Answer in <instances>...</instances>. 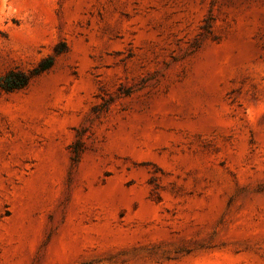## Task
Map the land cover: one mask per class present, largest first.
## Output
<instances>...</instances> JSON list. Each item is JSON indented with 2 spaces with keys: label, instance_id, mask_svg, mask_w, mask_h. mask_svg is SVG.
<instances>
[{
  "label": "rangeland",
  "instance_id": "rangeland-1",
  "mask_svg": "<svg viewBox=\"0 0 264 264\" xmlns=\"http://www.w3.org/2000/svg\"><path fill=\"white\" fill-rule=\"evenodd\" d=\"M0 264H264V0H0Z\"/></svg>",
  "mask_w": 264,
  "mask_h": 264
},
{
  "label": "trees",
  "instance_id": "trees-1",
  "mask_svg": "<svg viewBox=\"0 0 264 264\" xmlns=\"http://www.w3.org/2000/svg\"><path fill=\"white\" fill-rule=\"evenodd\" d=\"M53 63V58L48 57L41 61L36 68L28 72H24L17 68L9 70L0 77V90L9 93L25 88L32 77L50 69Z\"/></svg>",
  "mask_w": 264,
  "mask_h": 264
}]
</instances>
